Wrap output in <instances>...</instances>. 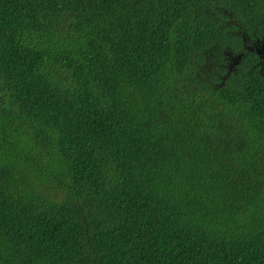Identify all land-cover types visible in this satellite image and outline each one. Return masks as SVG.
Masks as SVG:
<instances>
[{
    "label": "trees",
    "instance_id": "16d2710c",
    "mask_svg": "<svg viewBox=\"0 0 264 264\" xmlns=\"http://www.w3.org/2000/svg\"><path fill=\"white\" fill-rule=\"evenodd\" d=\"M243 36L264 0H0V264H264Z\"/></svg>",
    "mask_w": 264,
    "mask_h": 264
},
{
    "label": "flooded vegetation",
    "instance_id": "af4514ba",
    "mask_svg": "<svg viewBox=\"0 0 264 264\" xmlns=\"http://www.w3.org/2000/svg\"><path fill=\"white\" fill-rule=\"evenodd\" d=\"M244 46L247 51L256 52L259 56L264 59V39L251 38L243 36ZM226 55V61L222 64L223 67H226L228 73L237 72L238 66L241 64V60L244 54H238L237 56L229 53L227 51L224 52ZM226 78L223 79L222 85L225 83Z\"/></svg>",
    "mask_w": 264,
    "mask_h": 264
},
{
    "label": "rangeland",
    "instance_id": "374dc122",
    "mask_svg": "<svg viewBox=\"0 0 264 264\" xmlns=\"http://www.w3.org/2000/svg\"><path fill=\"white\" fill-rule=\"evenodd\" d=\"M215 65H216V62H211L210 65H209L211 68H208V70L213 69L215 67Z\"/></svg>",
    "mask_w": 264,
    "mask_h": 264
}]
</instances>
